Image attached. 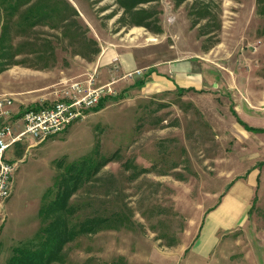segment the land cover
I'll use <instances>...</instances> for the list:
<instances>
[{
  "label": "rangeland",
  "instance_id": "rangeland-1",
  "mask_svg": "<svg viewBox=\"0 0 264 264\" xmlns=\"http://www.w3.org/2000/svg\"><path fill=\"white\" fill-rule=\"evenodd\" d=\"M18 3L11 11L0 0V96L30 107L52 102L74 76L94 80L90 67L101 46L116 44L134 47L142 66L201 56L219 72L217 82L234 70L245 81L234 88L236 113L251 122L243 95L258 77L256 87L264 85V0H156L132 9L120 0ZM30 4H41L42 18L21 22ZM111 85L107 96L117 98L103 110L6 151L18 168L0 206V264L14 247L38 245L64 166L104 157L110 160L69 197L67 220L110 221L67 241L51 264H264V175L253 180L261 153L225 106L232 90L218 84L224 117L215 125L179 93L122 99ZM223 206L227 216L211 220Z\"/></svg>",
  "mask_w": 264,
  "mask_h": 264
},
{
  "label": "crops",
  "instance_id": "crops-1",
  "mask_svg": "<svg viewBox=\"0 0 264 264\" xmlns=\"http://www.w3.org/2000/svg\"><path fill=\"white\" fill-rule=\"evenodd\" d=\"M97 57L94 64L90 67L91 73H93L95 77L93 85L105 84L109 82L108 80L111 76V79L114 81L112 84L120 91L119 95L122 96V99H130L131 97L145 99L159 97L163 94L172 96L173 94L179 93L181 95L180 97L191 101L199 111L203 112L208 120L213 119L216 121L215 125H217L219 120L220 122L218 124H221V119L224 117V110H222V105L224 104L222 95L225 91L219 86L221 85L224 86L228 92L230 89L232 90L230 92L231 96L228 97L226 95V101H224L225 106L228 108L232 107L238 113L234 102L238 100L236 96L239 95L236 93L235 89L241 91L244 87L245 81H243L242 76L230 69L229 71L233 73V76L225 75L222 72L223 78H220L221 81H219V83L216 80L217 76L219 77V72H217L216 68L209 66L205 61L206 58L201 56L197 58L188 57L186 59H167L158 62H150L142 66L139 64L134 47L125 49L115 44L101 46ZM115 57H118V61L114 65L112 61ZM110 66H115L116 70H109ZM136 69L142 70L141 75L130 77V79L122 77L125 73ZM109 71H111L112 74H110ZM84 74H79L73 78L81 80L88 79L90 75L85 76ZM258 78L256 82L250 84L251 86H249L250 89L248 93L243 95L244 100L247 102L250 111L249 116L251 118V122H245V124L251 126L253 130L245 129L243 124L239 122L238 124L240 125H237L244 133L251 132L254 135L257 146L259 147V152L261 153L260 161L262 162V168L260 171L258 170V174L253 178L256 183H258V180L260 183L264 175V85L259 88L256 87V85L262 82V79L260 77ZM106 102L107 101L104 102L105 104L103 103V107H100L99 111L106 108ZM34 104L38 105L41 103ZM18 105L20 108L30 107L27 104ZM245 113H247V111ZM233 117H235L234 114ZM228 122L227 120L225 123L229 125ZM259 173L262 176L261 178L259 177ZM234 182L235 181H233V183ZM237 197L240 198L238 195ZM219 212L220 213H218L216 217L213 214L211 220L217 219L216 222H220L222 219L219 216L221 215L225 218L228 209L223 206L220 208Z\"/></svg>",
  "mask_w": 264,
  "mask_h": 264
},
{
  "label": "built area",
  "instance_id": "built-area-1",
  "mask_svg": "<svg viewBox=\"0 0 264 264\" xmlns=\"http://www.w3.org/2000/svg\"><path fill=\"white\" fill-rule=\"evenodd\" d=\"M117 61L118 57H115L112 63L115 65ZM113 69L116 70L115 66ZM141 73L142 70L136 69L122 77L130 79ZM113 82L95 86L91 77L86 80L69 79L63 85L58 99L26 108H20L10 94L0 96V206L6 203L13 192L18 168L15 162L6 158V151L25 138L45 141L86 118L89 109L97 106L102 97L114 94Z\"/></svg>",
  "mask_w": 264,
  "mask_h": 264
},
{
  "label": "trees",
  "instance_id": "trees-1",
  "mask_svg": "<svg viewBox=\"0 0 264 264\" xmlns=\"http://www.w3.org/2000/svg\"><path fill=\"white\" fill-rule=\"evenodd\" d=\"M9 3L11 11L18 9L19 0H5ZM127 9H132L142 2H154L156 0H120ZM41 5V4H40ZM40 5L30 4L25 15H22V21H38L43 8ZM49 12V11H48ZM50 13V12H49ZM46 15V13L44 14ZM142 25V23H138ZM120 96V95H119ZM117 97L104 96L99 104L93 108L103 107V103L108 99ZM237 121L243 124L245 129L253 130L251 126L239 120L236 111L231 107ZM110 160L104 157L100 160H80L64 166L62 177L57 186H59L55 197L50 200L44 208L43 215L48 219L46 226L42 228V236L36 247H14L7 264H51L53 261L61 259V252L66 242L75 238L79 234H91L100 227L107 226L109 218L92 216L85 218L75 226H68V199L77 190V185L82 180H87L97 174ZM256 197L254 198V201Z\"/></svg>",
  "mask_w": 264,
  "mask_h": 264
}]
</instances>
